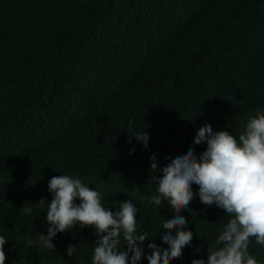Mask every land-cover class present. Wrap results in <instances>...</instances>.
<instances>
[{"label":"trees","instance_id":"1","mask_svg":"<svg viewBox=\"0 0 264 264\" xmlns=\"http://www.w3.org/2000/svg\"><path fill=\"white\" fill-rule=\"evenodd\" d=\"M257 111L264 112V0H0L4 264H92L91 225L57 233L54 249L38 244L47 222L37 201L51 199L47 181L60 174L78 176L112 210L131 199L137 231L167 243L156 231L171 203L163 194L148 199L159 163L189 146L203 151L204 143L190 142L204 122L235 137ZM139 130L149 135L147 148L135 139ZM189 207L180 214L191 245L166 264L206 259L228 219L195 195ZM248 251L264 264L254 238Z\"/></svg>","mask_w":264,"mask_h":264},{"label":"clouds","instance_id":"2","mask_svg":"<svg viewBox=\"0 0 264 264\" xmlns=\"http://www.w3.org/2000/svg\"><path fill=\"white\" fill-rule=\"evenodd\" d=\"M134 136L148 147L147 132L134 131ZM201 143L205 147L199 153L191 146L172 153L159 163L162 171L152 176L156 191L148 197L149 201L158 203L163 194L174 210L166 216L161 214V226L156 231L167 243L137 231L138 209L131 199L112 210L102 206L99 192L78 176L60 174L47 181L51 199L47 203L43 198L37 201L46 205L43 219L47 222L46 232L38 233V244L54 249L57 233L73 226L91 225L96 235L92 264H139L142 255L147 257L146 264H166L170 258L181 256L185 245H191L193 231L187 228L188 219L180 213L181 209L192 212L189 203L195 195L201 203L223 209L228 219L215 244L207 245L206 259L198 256L190 264H259L249 253L248 245L254 238L264 246V112L250 116L235 137L227 130H213L204 122L190 142ZM134 150L129 148V153ZM149 161L154 173L158 166L154 154ZM193 184L198 185L195 192ZM121 237L126 247L120 246ZM7 241L0 235V264L5 262ZM75 248L74 244L67 245L66 254L72 256Z\"/></svg>","mask_w":264,"mask_h":264}]
</instances>
